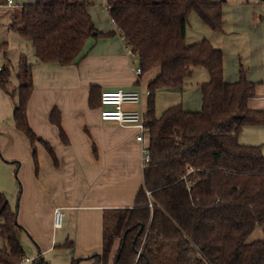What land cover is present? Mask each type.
<instances>
[{
    "label": "trees",
    "instance_id": "16d2710c",
    "mask_svg": "<svg viewBox=\"0 0 264 264\" xmlns=\"http://www.w3.org/2000/svg\"><path fill=\"white\" fill-rule=\"evenodd\" d=\"M106 3L111 18L138 56L142 73L154 67L160 72L148 84L144 121L151 138V160L144 169V183L132 207L104 211L103 251L93 255L95 264L108 263L117 239L119 247L113 264H264V238L247 241L257 225L264 226V153L261 146L239 140L245 126L264 125V109L249 107L257 96V83L248 80L242 63L239 79L227 81L221 49L207 39L186 42L193 11L212 30H223V3ZM88 6V0H34L20 7L16 18L21 26L16 28L13 23L12 28L32 42L38 61L78 63L87 38L98 32ZM6 47L7 42L0 43V54H5ZM196 66H204L209 73L208 81L201 85L202 109L185 110L180 103L157 116V92L183 90ZM32 67L33 63L22 54L14 119L29 138L37 163V141L44 143L55 160L56 156L29 123ZM10 75V67L4 65L0 85L7 92H11ZM100 98V88L92 86L90 104L101 106ZM51 121L59 127L63 142L68 143L58 109L52 111ZM0 217V236L5 241L0 264H21L26 253L20 233L25 228L2 192ZM31 264L51 263L38 256Z\"/></svg>",
    "mask_w": 264,
    "mask_h": 264
},
{
    "label": "crops",
    "instance_id": "0c3cea01",
    "mask_svg": "<svg viewBox=\"0 0 264 264\" xmlns=\"http://www.w3.org/2000/svg\"><path fill=\"white\" fill-rule=\"evenodd\" d=\"M32 2L34 0H12L11 5L0 6V23L8 30V40L0 42H7L3 55L7 60H0V64L2 68L8 65L11 69L10 89L13 94L0 85V192L5 194L17 212L19 224L25 228L20 233V240L26 256L31 260L23 262L31 264L41 256L51 264H73L75 259H80L78 264H95L93 255L103 251L104 211L135 204L137 193L144 183L143 147L146 143L150 146L151 138L146 132V143L141 142L137 140L139 129L132 124L102 120L100 106L90 104L91 87L98 86L101 93L118 89L141 91V102L127 105V108L138 109L145 117L148 84L159 74L160 68L154 67L138 74L139 58L136 54L127 53L108 6L98 7L89 1V13L102 35L95 32L87 38L81 60L68 65L38 61L32 42L12 28L13 23L16 28L21 26L16 18L20 7ZM215 2L223 3L224 26L227 10L231 14L233 31L248 39L247 78L256 82L258 87L264 81L262 4L245 3V0ZM22 54L33 63V91L27 107L29 123L36 135L50 144L56 160L44 143L37 141L36 163L29 138L15 123L18 61ZM232 56L230 71L224 54V77L229 82L239 79L240 64H243L239 50H234ZM199 67H193L185 85ZM206 76L209 79V75ZM196 83V86L186 85L183 90H159L157 93H169L171 100L174 98L173 105L182 103L185 110L200 111L203 106V83ZM252 100L264 104V93H257L249 102L251 108L264 109ZM155 108L157 116L167 109L158 114L157 102ZM54 109L61 113V124L68 143L63 142L59 127L51 121ZM241 136L242 130L239 140L249 144L246 140L242 141ZM56 208L65 212L60 227L54 225ZM2 222L0 217V224ZM262 238L264 227L257 225L247 241ZM68 242L72 244L67 245ZM4 246L5 241L0 236V249ZM118 247L117 239L107 264H113Z\"/></svg>",
    "mask_w": 264,
    "mask_h": 264
},
{
    "label": "rangeland",
    "instance_id": "374dc122",
    "mask_svg": "<svg viewBox=\"0 0 264 264\" xmlns=\"http://www.w3.org/2000/svg\"><path fill=\"white\" fill-rule=\"evenodd\" d=\"M88 1L93 2V4L98 7L104 4L107 5L106 0H88ZM246 1L259 2V0H245V3H247ZM259 3L262 4L263 9L261 12L262 14L261 16L264 22V1H261ZM230 15H231L230 11L225 10L226 25L224 26L223 31L216 32L211 30L206 24H204V22L200 19V17L195 11L192 12L189 17L186 42L187 44H194L204 39L209 40L215 47L223 50L224 54L226 55V60H228L227 67L231 71V64L233 67L232 55L234 50H239L241 57H243V64L246 68L249 67L248 60L250 53L248 47V39L244 35L237 34L236 31H233L232 26L230 24L231 23ZM232 31L235 33H233ZM4 40H8V30L6 29L4 24L0 23V42ZM261 45L264 54V41ZM0 60H3L4 62L7 60L2 53L0 54ZM136 64H138V59L136 60ZM206 75H209L208 70L204 66H200L199 69L195 71V74L186 81V85L196 86L197 84L196 82H200V84H202L206 82L203 80L206 79L208 80V77ZM257 93H262V94L264 93V81L259 83L257 87ZM10 94L13 95L12 92H10ZM173 99L171 100L169 93H164L163 91L157 93L156 102H157L158 114H161L166 108L173 105L174 104ZM252 103L257 104L256 106H260V108H264L263 103H256L254 100H252ZM241 140L242 141L246 140L250 145L261 146L262 151L264 152V125L244 127L242 129ZM21 264H28V263L23 262Z\"/></svg>",
    "mask_w": 264,
    "mask_h": 264
},
{
    "label": "built area",
    "instance_id": "2783aa9c",
    "mask_svg": "<svg viewBox=\"0 0 264 264\" xmlns=\"http://www.w3.org/2000/svg\"><path fill=\"white\" fill-rule=\"evenodd\" d=\"M12 0H4L0 2V6L11 5ZM114 21V20H113ZM115 23V22H114ZM120 31V29L118 28ZM120 36L125 42V49L128 54L134 55L131 45L129 44L126 36L120 31ZM2 66L0 64V71ZM138 74H141V68L137 70ZM143 93L139 90H111L103 91L101 93V106L100 115L104 121H117L121 124H132L139 129V135L137 140L141 142L146 141V132L148 133V128L145 125L143 113L134 108H127V105L133 106L141 102ZM146 143V142H145ZM151 160V155L149 151V144L146 143L143 147V157L142 165L146 167L149 165ZM64 212L61 208H56L54 211V225L55 227H60L63 223ZM31 259L27 256L23 258V261H30Z\"/></svg>",
    "mask_w": 264,
    "mask_h": 264
}]
</instances>
